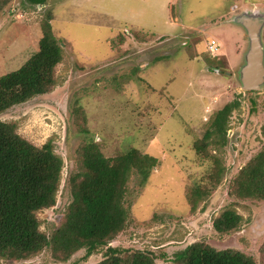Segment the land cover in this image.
<instances>
[{
	"label": "rangeland",
	"instance_id": "1",
	"mask_svg": "<svg viewBox=\"0 0 264 264\" xmlns=\"http://www.w3.org/2000/svg\"><path fill=\"white\" fill-rule=\"evenodd\" d=\"M252 12L264 14V0H8L0 10V75L36 51L46 21L62 51L56 85L0 114L33 145L50 140L62 159L55 204L36 214L39 229L50 237L60 224L85 143L106 158L134 148L157 164L145 179L128 175L127 226L106 246L68 260L46 247L0 264H94L107 246L171 264L194 242L264 264V201L229 194L239 170L264 149V84L249 93L240 83L248 38L237 17ZM260 40L264 64V21ZM228 103L222 138L211 122ZM227 208L242 222L218 233L212 221Z\"/></svg>",
	"mask_w": 264,
	"mask_h": 264
},
{
	"label": "trees",
	"instance_id": "2",
	"mask_svg": "<svg viewBox=\"0 0 264 264\" xmlns=\"http://www.w3.org/2000/svg\"><path fill=\"white\" fill-rule=\"evenodd\" d=\"M23 1L43 5L47 0ZM7 2L0 0V10ZM61 52L60 41L53 35L48 21L44 22L36 51L16 70L0 75V114L47 93L56 85L54 70L61 61ZM232 107L230 103L224 105L211 122L212 132L221 134L222 138ZM195 149L198 151L199 147ZM62 164L50 140L35 146L18 135L12 123L0 121V260L28 259L46 247L56 259L68 260L80 249H85L87 257L106 246L127 226L123 202L128 175L133 170L145 179L157 160L134 148L106 158L92 141L82 145L77 171L68 182L71 202L60 224L47 237L39 229L36 214L55 204ZM214 176L209 175V179ZM198 192L194 191V196ZM229 194L264 201V149L239 170ZM241 222L242 216L227 208L212 221V227L218 233H227L236 230ZM260 250L264 261V242ZM155 260L150 251H125L107 246L102 258L94 264H155ZM170 262L256 264L240 251L216 250L202 242L176 251Z\"/></svg>",
	"mask_w": 264,
	"mask_h": 264
},
{
	"label": "water",
	"instance_id": "3",
	"mask_svg": "<svg viewBox=\"0 0 264 264\" xmlns=\"http://www.w3.org/2000/svg\"><path fill=\"white\" fill-rule=\"evenodd\" d=\"M237 21L245 29L248 38V49L240 69L241 88L243 91L256 92L264 84L263 49L260 40L264 14H241Z\"/></svg>",
	"mask_w": 264,
	"mask_h": 264
},
{
	"label": "built area",
	"instance_id": "4",
	"mask_svg": "<svg viewBox=\"0 0 264 264\" xmlns=\"http://www.w3.org/2000/svg\"><path fill=\"white\" fill-rule=\"evenodd\" d=\"M209 51H210V53L212 54V55H214L215 54V51H216V49H217V44L215 45V43H214V40H211L210 41V43H209Z\"/></svg>",
	"mask_w": 264,
	"mask_h": 264
}]
</instances>
